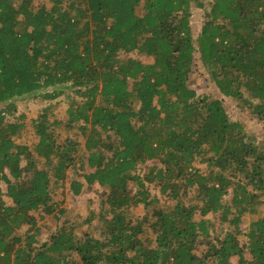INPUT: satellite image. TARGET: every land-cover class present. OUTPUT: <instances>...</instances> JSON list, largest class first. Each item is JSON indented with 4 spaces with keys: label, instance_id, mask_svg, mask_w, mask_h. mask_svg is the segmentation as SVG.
Instances as JSON below:
<instances>
[{
    "label": "trees",
    "instance_id": "obj_1",
    "mask_svg": "<svg viewBox=\"0 0 264 264\" xmlns=\"http://www.w3.org/2000/svg\"><path fill=\"white\" fill-rule=\"evenodd\" d=\"M47 1L0 0V264H264V143L189 86L197 54L219 93L264 121V0H212L195 40L198 0ZM133 52L153 63L120 59ZM62 96L65 120L51 116ZM21 98L47 104L32 147L15 141ZM94 184L107 193L85 228L39 241L34 213L59 222L64 190Z\"/></svg>",
    "mask_w": 264,
    "mask_h": 264
},
{
    "label": "rangeland",
    "instance_id": "obj_2",
    "mask_svg": "<svg viewBox=\"0 0 264 264\" xmlns=\"http://www.w3.org/2000/svg\"><path fill=\"white\" fill-rule=\"evenodd\" d=\"M201 4H203V8L199 9L194 4H192L190 8V29L192 33V37L195 40L197 36L200 33L201 26L204 22V11L209 10V3L212 0H198ZM31 2L35 5H46L47 7L50 6L47 0H31ZM138 15H143L144 11L142 7L140 6L137 9ZM196 44V43H195ZM128 58L138 59L144 64H152L153 60L148 57H140L137 53L133 52L131 54H121L120 59L126 60ZM194 63L193 68L191 71V74L189 76V86L196 90L198 94H205L209 95L214 98H218L222 101L225 111L228 115V117L232 121H236L242 124L244 129L247 131L248 135L251 137V140L253 143H258L259 141H262L264 143V121L259 122L248 116L245 112H243L242 108L240 107V103L236 100L227 98L223 95H221L218 91V89L215 87L214 83H212L206 73L204 72V69L202 68L200 62L198 61V55H194ZM245 99H249V96L246 92L243 94ZM53 109L51 111V116L55 117L56 119L65 120L66 118V109L68 107V101L66 100L65 96L59 97L53 102ZM15 104L17 107L16 114L14 118L23 117L21 119V122L23 123L24 127L20 130L18 136L15 138V141L22 145H27L29 147H32L33 144L36 141V138L34 136V130H33V121L37 119V117L42 113L44 107H46V103L41 100H31V99H16ZM1 108V107H0ZM13 118V119H14ZM8 119V120H13ZM60 134H66L69 137H72L80 142V144H84L83 139L77 134V130L73 129L71 132H66L63 128H60L59 130ZM82 154H85L84 152H80L81 158L79 161L82 160ZM156 162H149L147 165L152 166ZM201 169L203 166H198ZM76 178L74 174L69 173L68 182L70 179ZM133 187H129L131 190ZM134 191V189H132ZM106 190L98 187L96 184L92 185L88 190H85L81 196L74 198L71 196V194L68 192L67 189L64 190V196H60L59 198V206L58 208H64L65 209V215L60 219L59 222H56L53 219L52 214L51 215H45V214H39L34 213L37 225L39 227V236L38 240L43 242L46 241L49 236L61 225H67V226H83L82 220L86 217L88 211L93 210L97 211L100 207V201L105 199ZM150 194L151 196H155L158 199V205L164 206L169 204L168 200L159 193L158 188H154L152 185L150 186ZM193 193H189L186 196H184V199L186 202L191 203L193 199ZM230 200V196H227L226 201ZM5 201L7 199L5 198ZM7 204H9V201H7ZM262 208V207H261ZM150 208H146L145 205H134L130 209V213L135 218L143 217L147 212H149ZM264 209V208H262ZM208 218L212 219L214 222V228L217 233L220 232L222 228V223L219 221L218 216H208ZM249 221V217L246 216L244 218V225L246 226ZM97 223L93 222L92 226H96ZM84 227V226H83ZM244 227V226H243ZM85 228V227H84ZM84 228H79L78 231L82 232ZM26 231V226L21 228L19 233L24 234ZM148 239L152 240L151 236ZM239 242L241 245H244L246 243V239L244 237H241L239 239ZM204 253V248H198L196 250V254L198 256H201ZM232 261H236L235 259H232ZM233 263V262H232Z\"/></svg>",
    "mask_w": 264,
    "mask_h": 264
}]
</instances>
